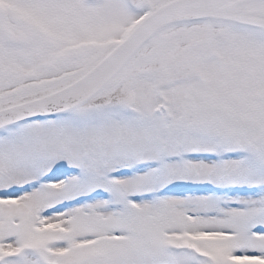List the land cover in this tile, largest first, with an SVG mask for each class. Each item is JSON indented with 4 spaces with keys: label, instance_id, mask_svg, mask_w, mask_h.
<instances>
[{
    "label": "snow or ice",
    "instance_id": "snow-or-ice-1",
    "mask_svg": "<svg viewBox=\"0 0 264 264\" xmlns=\"http://www.w3.org/2000/svg\"><path fill=\"white\" fill-rule=\"evenodd\" d=\"M0 264H264V0H0Z\"/></svg>",
    "mask_w": 264,
    "mask_h": 264
}]
</instances>
